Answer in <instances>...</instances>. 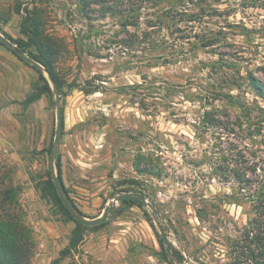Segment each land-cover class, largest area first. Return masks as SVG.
Here are the masks:
<instances>
[{
    "label": "rangeland",
    "instance_id": "374dc122",
    "mask_svg": "<svg viewBox=\"0 0 264 264\" xmlns=\"http://www.w3.org/2000/svg\"><path fill=\"white\" fill-rule=\"evenodd\" d=\"M31 2L0 0V25L14 39L22 37L21 14ZM171 6L147 7L140 25L126 29L117 17L85 20L72 0L47 7L49 32L68 43L57 67L64 85L57 158L64 185L87 218L100 217L113 195L136 188L151 200L171 248L183 255L179 262L172 249L175 264H226L228 238L247 224L262 177L248 173L255 185L243 192L214 168L234 149L262 161L264 147L239 135L221 139L198 122L213 109L236 120L239 109L227 102L229 93L264 110L243 79L238 89L226 83L248 71L264 83V0H194L181 9L203 13L197 22L177 14L160 28L148 26ZM37 80L36 70L0 45V179L17 189L19 213L33 230L31 264H171L161 255L152 209L121 202L101 228L84 231L77 250L59 259L75 224L37 188L50 172L56 133L54 92L26 104ZM138 154L160 177L135 171Z\"/></svg>",
    "mask_w": 264,
    "mask_h": 264
},
{
    "label": "trees",
    "instance_id": "16d2710c",
    "mask_svg": "<svg viewBox=\"0 0 264 264\" xmlns=\"http://www.w3.org/2000/svg\"><path fill=\"white\" fill-rule=\"evenodd\" d=\"M76 2L80 15L87 21H93L95 18H106L109 16L117 17L120 20L121 27H137L140 25L142 10L147 7L152 9L158 8L163 2H171L172 6L168 10L159 13L155 21L149 22V27H159L167 19H176L177 14L184 16L188 23L197 22V20L205 16L203 13L188 12L189 10L181 9L186 7L194 0H72ZM53 0H32L31 6L25 8L24 14L21 9L17 10L22 15L21 34L18 39L12 38L3 31L0 25V32L17 47L26 53L29 57L39 62L53 77L60 94H63L64 85L58 74V63L65 56L67 50V41L64 37L52 34L48 30L47 12L48 6L52 5ZM181 9V10H180ZM176 11V15L173 13ZM9 19V18H8ZM6 22V20H5ZM199 46H203V40L197 39ZM125 41V40H124ZM0 45H4L0 40ZM14 53V52H13ZM15 54V53H14ZM16 55V54H15ZM17 56V55H16ZM24 64L36 70L33 66L23 61ZM37 71V70H36ZM264 74V66L261 68ZM38 80L33 86V91L27 96L26 104H31L42 97H53V91L47 78L37 71ZM232 81L227 78L226 83L235 87H242V79L244 83L255 93L254 96L264 101V83L248 71L246 75L233 76ZM147 78L144 77L143 81ZM144 83V82H143ZM143 85V84H142ZM141 86L140 84L136 87ZM98 90H90L86 93H95ZM241 94H226L227 102L231 106L239 109L236 120H231L228 114L218 116L213 111H206L202 120L198 122V126L204 129L218 131L216 134L219 138L234 137L239 135L241 138L249 139L254 146L264 147V110L259 105L255 107L249 106L242 101ZM144 102V101H142ZM136 103V102H135ZM143 104V103H142ZM146 106V104H143ZM63 110V129H64V109ZM242 139V140H243ZM262 148H260L261 151ZM50 151V150H48ZM235 151V152H234ZM233 152L228 151V155H223V164L214 168L215 174L224 179L226 182L234 181L238 188L245 192L254 187V178L248 173H253L258 177H262L258 191L254 195L256 205H254L252 215L249 217L247 224L240 230L235 237H229L226 244L228 248V262L226 264H264V160L254 161L259 157L257 154L246 157L242 152L234 149ZM248 158H251L248 159ZM57 172L62 180V164L61 158H57ZM135 171L140 175H150L160 177V173L156 171L154 165L147 160L144 154H138L134 162ZM261 172V173H260ZM259 173L261 175H259ZM50 172L45 178H42L37 188L41 192L43 199L50 200L56 208L75 224L71 232L70 242L66 249L60 252V258L63 259L77 250L84 240L87 229H98L104 224L98 226H85L73 219L61 199L58 196ZM63 182V180H62ZM130 184L137 185L136 180L128 181ZM127 182V183H128ZM64 183V182H63ZM66 188V187H65ZM133 189V190H132ZM126 192H134L143 194L142 191L132 188ZM67 190V188H66ZM69 196L70 193L67 190ZM71 198V196H70ZM73 204L74 200L71 198ZM18 191L10 184H5L0 179V264H31L34 255L35 237L33 230L28 226L21 214L19 213ZM76 205V204H75ZM121 205L128 207H143L141 201L124 200ZM78 208V207H77ZM147 215V214H146ZM148 217V216H147ZM150 221L151 219L148 218ZM161 255L163 259L168 260L167 250L164 246L163 239H160ZM174 255L179 262L184 261L183 255L176 251L172 246Z\"/></svg>",
    "mask_w": 264,
    "mask_h": 264
},
{
    "label": "water",
    "instance_id": "95a60500",
    "mask_svg": "<svg viewBox=\"0 0 264 264\" xmlns=\"http://www.w3.org/2000/svg\"><path fill=\"white\" fill-rule=\"evenodd\" d=\"M0 40L1 42L6 45L10 50H12L18 57H20L23 61L33 66L37 71L42 73L47 80L49 81L52 91L55 94V103H56V133L54 142L51 149V155H50V176L52 177V180L54 182L55 188L57 190L58 196L61 199L62 203L70 213V215L73 217L75 221L78 223L85 225V226H98L103 223H105L108 219L110 210L114 206V204L118 202H122L124 200H132V201H141L143 204H146L149 208L152 209L153 212V220L155 225L157 226L159 230V234H161L164 245L167 250V254L169 256V260L171 264H175V258L172 252L171 243L169 241V238L167 234H165V229L163 228L161 222L159 221L157 211L154 208V206L151 203V200L145 196L144 194L140 193H134V192H126V193H120L117 195H113L111 198V201L109 202L108 207L105 209L103 214L100 217L97 218H87L84 216V214L77 208L75 204H73L64 183L62 182L60 176H58V172L56 169V158L58 153V148L61 142V136L63 132V110H62V104H61V94L59 92V89L56 85V82L54 81L52 75L36 60L29 57L26 53L21 51L17 45H15L11 40L6 38L1 32H0ZM191 264V263H187Z\"/></svg>",
    "mask_w": 264,
    "mask_h": 264
}]
</instances>
